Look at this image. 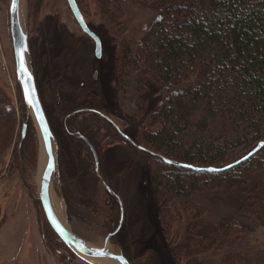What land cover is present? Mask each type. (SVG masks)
Segmentation results:
<instances>
[{
  "label": "rangeland",
  "instance_id": "374dc122",
  "mask_svg": "<svg viewBox=\"0 0 264 264\" xmlns=\"http://www.w3.org/2000/svg\"><path fill=\"white\" fill-rule=\"evenodd\" d=\"M10 1L0 0V119L4 125L0 128V264H100L87 256L85 260L71 249L44 211L37 182L41 139L17 79ZM24 1L27 13L23 22L29 34L31 64L55 136L61 184L54 183L53 189L62 202L67 226L89 242L102 246L109 232L120 225L119 206L109 203L113 201L111 193L91 171H85L80 161L89 143H93L104 157L101 159L106 166L104 177L124 207L121 228L110 243L115 251H123L131 264H264V226L255 214L238 209V199L245 195L241 188L226 183L206 184L186 199L172 196L165 188L166 179L162 180V190L150 182L146 170L157 165L162 156L159 152L144 151L142 136L160 128L161 121L149 127L150 120L145 114L148 109L151 111L150 105L152 113L159 111L163 101L157 91L138 82L139 77L143 81L147 78L141 75L137 60L144 58L145 49L152 45L148 32L159 16L154 0H77L88 26L103 43V58L99 62L103 82L93 85L87 82L98 59L96 44L76 21L68 1ZM111 84L117 85L118 90L110 88ZM94 91L101 94L102 102L95 98ZM3 102L7 114L2 111ZM90 108H103L105 118L94 116ZM75 118L77 122L73 121ZM24 123L27 130L23 138ZM111 123L132 141L123 145L125 136ZM105 137H110L106 146H111L101 150L98 143L106 141ZM180 138L196 159L200 153L210 157L218 151L196 131L187 130ZM253 144L251 137H239L225 147L224 160L217 166L242 155ZM61 160L70 168L64 169ZM260 161L251 159L238 169L252 177L249 184L264 178L263 159L262 164ZM119 163L124 165L120 169ZM72 193L78 198L74 205ZM188 200L203 208L199 215L202 225L224 220L232 225L237 220L246 229L239 224L242 231L236 233L232 229L231 235L222 237L210 230L207 238L194 240L196 232L191 228L194 208ZM113 218L116 222L112 226Z\"/></svg>",
  "mask_w": 264,
  "mask_h": 264
},
{
  "label": "trees",
  "instance_id": "16d2710c",
  "mask_svg": "<svg viewBox=\"0 0 264 264\" xmlns=\"http://www.w3.org/2000/svg\"><path fill=\"white\" fill-rule=\"evenodd\" d=\"M153 6L159 16L148 32L152 45L145 49V57L137 60L141 75L147 78V83L140 77L138 82L157 91L163 101L159 111L152 113L151 105V111H145L149 127L161 121L160 128L142 136L143 150L162 156L157 165L146 170L150 182L160 189L166 179L167 191L186 199L206 184L241 188L245 195L238 199V209L255 214L264 226V178L249 184L252 177L238 171L251 159L261 160V164L263 159L264 163V145L238 162L264 141V0H154ZM4 104L2 111L7 114ZM3 126L0 119V128ZM187 130L201 134L218 151L210 157L200 153L196 159L180 138ZM239 137H251L253 146L217 166L224 160L225 147ZM210 167L217 170H208ZM72 194L74 205L78 198ZM109 197L113 200L110 204L118 205L112 194ZM188 201L194 208V240L207 238L210 230L220 237L231 235L232 229L242 231L237 220L232 225L225 224L226 220L202 225L199 215L203 208ZM174 205L179 207L177 202ZM111 220L113 226L116 219Z\"/></svg>",
  "mask_w": 264,
  "mask_h": 264
},
{
  "label": "water",
  "instance_id": "95a60500",
  "mask_svg": "<svg viewBox=\"0 0 264 264\" xmlns=\"http://www.w3.org/2000/svg\"><path fill=\"white\" fill-rule=\"evenodd\" d=\"M68 4L72 10V13L82 28V30L89 34L91 38L95 41V53L97 57L102 55V42L99 35L90 29L88 26L83 13L76 0H67ZM10 23H11V36L13 41L14 56L16 61V74L17 79L21 85L24 101L26 103L28 112L32 114L35 123L37 125L38 132L40 134L41 146L43 143L44 155L46 157V164L43 169L41 183L39 186V195L42 201L44 211L46 216L60 236V238L77 254L86 260L83 256L88 257H104L112 260L115 264H131L130 261L125 257L123 251H115L111 246L110 239L114 236L121 228L123 217L121 218L120 225L118 228L109 233L105 238V243L102 246L95 245L83 237L79 236L73 232L68 226L65 225L63 221L58 217L55 208L51 199V185L61 184L60 175H59V163L57 158V153L54 148L55 136L50 127L48 118L46 116L45 110L43 108L37 85L36 79L33 72V67L31 64V53L29 47V34L28 30L24 26L23 17L21 14V0H11L10 1ZM21 56H23L25 66L27 71H23L21 68ZM30 77V78H29ZM32 100L33 103H29V100ZM43 117V119H41ZM27 130V123H24L22 130V137L24 138ZM264 145V141L259 143V146L248 153L246 156L241 158L238 162L246 160L260 146ZM43 150V149H42ZM236 163H232L218 170H225L227 168L233 167ZM180 165H185L180 163ZM208 170H217V168L210 167ZM111 190V189H109ZM123 214V211H122ZM100 253H103L101 255Z\"/></svg>",
  "mask_w": 264,
  "mask_h": 264
},
{
  "label": "flooded vegetation",
  "instance_id": "af4514ba",
  "mask_svg": "<svg viewBox=\"0 0 264 264\" xmlns=\"http://www.w3.org/2000/svg\"><path fill=\"white\" fill-rule=\"evenodd\" d=\"M77 1V0H76ZM78 3V2H77ZM103 44V43H102ZM102 54H103V49H102ZM103 58V55H101L100 57H98V59H96V64L94 65V69L92 70V72H91V74L92 75H90L91 77H90V79H88L90 82H87V83H89L88 85H93L92 83L93 82H96L97 84H98V82L99 83H101V82H103V76H102V74H101V65H100V60ZM99 63V64H98ZM71 81V80H70ZM86 83V82H85ZM84 83V84H85ZM110 88H114V90L116 91V89L118 90V87H117V85H115V84H111L110 85ZM94 96H95V98L98 100V101H101V99H102V96H101V94H98L97 93V91H94ZM89 98H91V97H89ZM102 102V101H101ZM99 104H100V102H98ZM100 106H102V107H106L104 104H100ZM102 109L103 108H95V109H89V112L90 113H92V114H94V116H96V117H104V115H105V113H103L102 112ZM88 112V111H87ZM88 114V113H87ZM94 118V117H93ZM105 118V117H104ZM76 119L77 118H75V119H73V121H76ZM84 120H85V118H82L81 119V122H84ZM101 120V119H100ZM77 122V121H76ZM113 126H114V128L115 129H117L118 131H119V133L122 135V136H125V139L126 140H124L123 142H122V144L123 145H126V141H132V139H130V136L126 133H123V132H121L122 130L120 129V127L119 126H117V125H115L114 123H111ZM92 125H95V120H93V123H92ZM97 126H99V125H97ZM95 129V128H94ZM119 134V135H120ZM100 136H101V134H99ZM98 136V135H97ZM97 136H95V138H97ZM105 138H107L106 139V141L104 140H102V142H100V143H98V145H99V147H101L102 149L101 150H104V148L105 147H107V146H111V145H107L106 146V142H107V140H109V138L110 137H105ZM90 147V148H89ZM89 147H88V149H86V153H85V155H82V159L80 160L82 163H83V166L85 167V171H91V173L92 174H94L97 178H98V180L100 181V183L105 187V189L109 192V193H111L115 198H116V200H117V203H118V209H119V214H120V218H119V221H118V224L120 223V220H121V218L123 217V219H124V212H123V214H122V206H121V204H120V201H119V198L118 197H116L118 194L114 191V189L110 186V184H108V181L105 179V177H104V175H105V173H106V166L103 164V156L101 157V155H100V152H99V150L97 149V147L95 146V144H93V143H89ZM141 147V146H140ZM102 159V160H101ZM63 165V161L61 160V166ZM119 166L117 167V168H122L124 165H123V163L121 164V163H119L118 164ZM63 167H64V169H69L70 168V166L69 165H63ZM86 174H88L87 172H85ZM109 189H111V190H109ZM124 208V207H123ZM124 210V209H123ZM72 217H77L76 215L74 216V214H72L71 215ZM70 216V217H71ZM117 227V226H116ZM108 231H110V230H108ZM112 232V231H111ZM110 233V232H109Z\"/></svg>",
  "mask_w": 264,
  "mask_h": 264
},
{
  "label": "bare ground",
  "instance_id": "6f19581e",
  "mask_svg": "<svg viewBox=\"0 0 264 264\" xmlns=\"http://www.w3.org/2000/svg\"><path fill=\"white\" fill-rule=\"evenodd\" d=\"M26 4H27V1L21 0V14H22L23 18L26 16V13H27ZM42 149L43 150H41L39 171L37 173L38 186H40L43 169H44L45 164H46V157H45L44 152H43L44 151L43 143H42ZM50 192H51V199H52V203H53V206L55 208V211H56L58 217L61 219V221H63L65 223V225L67 226V224L63 218V215H62V213H63V206L61 204L62 202H60V200L57 199L58 197L55 195L52 185H51ZM83 256L86 258L85 255H83ZM87 259H89L90 261H93L94 263L96 262V263H100V264H115L112 260H110L108 258H104V257H95V258L88 257Z\"/></svg>",
  "mask_w": 264,
  "mask_h": 264
},
{
  "label": "snow or ice",
  "instance_id": "6c2138e0",
  "mask_svg": "<svg viewBox=\"0 0 264 264\" xmlns=\"http://www.w3.org/2000/svg\"><path fill=\"white\" fill-rule=\"evenodd\" d=\"M21 68H22L23 71H25V72L27 71L23 56H21ZM29 103H33V101L30 99ZM41 119H43V117H41ZM100 254L103 255V253H100ZM125 264H126V262H125Z\"/></svg>",
  "mask_w": 264,
  "mask_h": 264
}]
</instances>
